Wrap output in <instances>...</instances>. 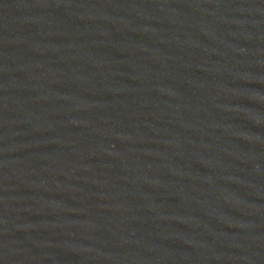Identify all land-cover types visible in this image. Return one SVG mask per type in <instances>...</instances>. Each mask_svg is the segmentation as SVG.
Returning a JSON list of instances; mask_svg holds the SVG:
<instances>
[{
    "label": "water",
    "instance_id": "obj_1",
    "mask_svg": "<svg viewBox=\"0 0 264 264\" xmlns=\"http://www.w3.org/2000/svg\"><path fill=\"white\" fill-rule=\"evenodd\" d=\"M0 264H264V0H0Z\"/></svg>",
    "mask_w": 264,
    "mask_h": 264
}]
</instances>
